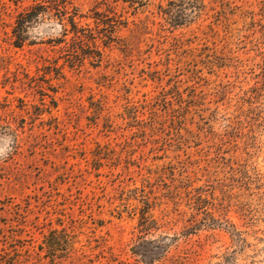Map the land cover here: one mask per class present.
I'll return each mask as SVG.
<instances>
[{
  "label": "rangeland",
  "instance_id": "1",
  "mask_svg": "<svg viewBox=\"0 0 264 264\" xmlns=\"http://www.w3.org/2000/svg\"><path fill=\"white\" fill-rule=\"evenodd\" d=\"M263 56L264 0H0V264H264Z\"/></svg>",
  "mask_w": 264,
  "mask_h": 264
},
{
  "label": "trees",
  "instance_id": "2",
  "mask_svg": "<svg viewBox=\"0 0 264 264\" xmlns=\"http://www.w3.org/2000/svg\"><path fill=\"white\" fill-rule=\"evenodd\" d=\"M39 8L41 7H36L24 14H22L17 21L16 27L13 31V35L15 37V42H14V46L16 48H20L22 47V44L25 42L26 38L24 37V34L26 32V26L30 23L33 22L35 17H38L41 15V13H38L37 11L39 10ZM166 15H169V13H167ZM217 58H219V54L215 55ZM223 57V61H224V55H222ZM220 60V59H219ZM262 65L264 68V56H263V61H262ZM264 72V71H263ZM196 101L195 97H190L189 100L184 99L182 96H179L178 98H176L175 100H169L165 97H161L157 100V105L158 107H162L164 110V114L165 117L160 118V121L162 124H165V118H169V122L171 126H174L175 124L181 123L180 121V116L179 114L183 111H185L187 114L191 112V107H193L192 104H194ZM132 110V109H130ZM153 113V112H152ZM132 114V113H131ZM153 119L154 120H158V117L156 115H153ZM179 133L178 136H181V133L184 129H182V127L179 129ZM225 227L227 228L226 230L230 231L232 233V235H234V238H237L239 240V242L242 244L243 243V233L240 231V229L238 228V226L234 225L232 222H228L225 221L224 223ZM71 243H67V246H72ZM66 248V247H65ZM65 250V249H62Z\"/></svg>",
  "mask_w": 264,
  "mask_h": 264
}]
</instances>
